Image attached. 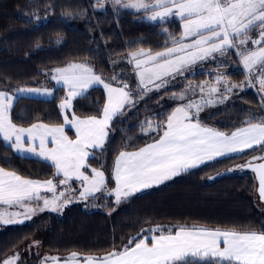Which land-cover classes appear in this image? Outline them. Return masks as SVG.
<instances>
[{
    "label": "snow or ice",
    "instance_id": "6c2138e0",
    "mask_svg": "<svg viewBox=\"0 0 264 264\" xmlns=\"http://www.w3.org/2000/svg\"><path fill=\"white\" fill-rule=\"evenodd\" d=\"M106 2L97 0V6L103 8ZM111 3L118 9L142 12L144 18L153 22L177 18L181 31L176 36L164 28L168 40L162 50L141 47L128 52L127 63L133 66L135 88L118 74L106 80L85 62H69L52 69L51 79L65 90L58 104L63 123L58 125L35 122L27 127L18 126L12 119L16 96L0 91L3 142L15 152L49 161L55 169L53 178L42 181L0 167V225L23 223L38 211H61L75 200L96 199L98 193L101 198L114 197L119 205L207 161L248 150L259 155L236 168H248L256 174L258 194L264 200V114L251 115L243 122L244 126L230 134L207 126L200 119L205 108L223 104L235 89L242 91L258 85V91L264 94V0H111ZM231 50L239 57L245 80L233 83L217 72L213 83L189 84L185 91L173 93L171 99L185 103L175 107L160 123H142L141 131L145 134L155 131L157 138L136 151L118 153L111 169L114 186L109 187L103 163L97 161L100 166L92 167L89 160H97V152L102 156L106 151L112 121L149 93L167 88L191 66L215 60L217 56L225 57ZM96 86H101L105 93L99 115L85 118L76 115L73 102L87 98L89 90ZM197 89L199 99L191 98L197 95ZM56 90L16 89L44 96H53ZM66 129L74 130V139ZM74 181L79 187H73ZM19 259V253H13L0 264H18ZM42 264H264V230L156 225L142 229L121 248L113 246L112 251L101 256L71 252L63 258L45 257Z\"/></svg>",
    "mask_w": 264,
    "mask_h": 264
},
{
    "label": "trees",
    "instance_id": "16d2710c",
    "mask_svg": "<svg viewBox=\"0 0 264 264\" xmlns=\"http://www.w3.org/2000/svg\"><path fill=\"white\" fill-rule=\"evenodd\" d=\"M164 28L178 36L180 21L170 18L154 23L142 12L118 9L111 0L103 8L97 6V0H0V91L58 89L51 99L19 98L12 110L13 121L24 127L35 122L63 123L58 104L65 90L51 79V70L69 62L88 63L106 80L125 68L122 75L134 88L129 65L124 67L119 62L129 51L141 47L162 50L168 40ZM220 58L212 64L210 60L201 62L202 66L209 64L214 72L199 70L184 74L180 80L175 78L167 88L149 93L114 119L106 151L102 156L97 152V160H89L92 167L100 166L97 161L103 163L109 187L114 186L111 169L118 153L136 151L157 138L155 131L142 132V123H160L183 103L171 99L173 93L185 91L189 84L210 81L217 72L226 73L234 82L245 79L243 69L227 70L231 65H240L236 54L225 56L226 62H220ZM230 94L229 102L218 104L211 112L208 108L201 112L202 123L230 134L244 126L251 115L264 114L262 99L253 89L233 90ZM104 102L102 87H96L87 98L73 102V111L82 118L98 116ZM255 155L259 153L249 150L220 158L119 205L114 197L101 198L98 193L96 199L75 200L61 211L48 210L23 223L0 225V261L13 253H19L18 264H41L48 255L63 258L71 252L101 256L112 251L113 246L121 248L142 229L156 225L260 232L264 230V203L257 195V182L253 173L236 168ZM0 167L39 180L53 178L55 171L50 162L18 155L2 138ZM77 185L73 183V187Z\"/></svg>",
    "mask_w": 264,
    "mask_h": 264
},
{
    "label": "rangeland",
    "instance_id": "374dc122",
    "mask_svg": "<svg viewBox=\"0 0 264 264\" xmlns=\"http://www.w3.org/2000/svg\"><path fill=\"white\" fill-rule=\"evenodd\" d=\"M134 11V10H133ZM139 13V12H138ZM149 21V20H148ZM151 22H153V21H151ZM156 22H159V21H156ZM156 22H154V23H156ZM229 54H235V50H231L230 51V53ZM218 57V56H217ZM216 57V58H217ZM226 58L225 57H221L220 58V62H226L227 60H225ZM213 62H215L214 60H210L209 61V64H212ZM209 64H206V65H201V62L200 63H197L196 65H193V66H191L184 74H192V73H197L199 70H201V71H204V70H209L210 72H214V69L209 65ZM129 70H131L132 72H134L133 71V66L132 65H129ZM228 71L229 70H231V71H241L242 70V66H240V65H231V69H227ZM224 74H226V73H224ZM216 75H217V73H215V75H213V79L210 77V81H205V82H209V83H213L214 81H215V77H216ZM180 78H182V76H177L176 77V79H179L180 80ZM133 79V78H132ZM229 81H231V82H233V83H237V84H239V83H241L242 81H244V80H242V81H238V82H234V81H232V80H230L229 78H227ZM133 81H134V83H136V77H135V73H134V79H133ZM201 83H203V82H201ZM200 84V83H199ZM134 86V88H135V85H133ZM253 89L254 91H256V93L258 94V96L262 99V100H264V94H262V93H260L259 91H258V85H255V86H252V87H245L244 89ZM244 89L241 91L240 89H235V90H237V91H239V92H243L244 91ZM198 90V89H197ZM229 96H230V98L232 97V95L231 94H228ZM191 98H194V99H199V91H197V95L195 96V97H191ZM230 98L229 99H227L225 102H229V100H230ZM183 103H185V101H183ZM218 105V104H217ZM217 105H215V106H212V107H207L208 109H209V111L211 112V111H213V110H215L216 109V106ZM207 108H205V109H207ZM205 109L203 110V111H205ZM202 111V112H203ZM202 118V116H201V113H200V119ZM249 151V150H248ZM251 159V158H250ZM48 195H50V194H48ZM13 211H18V209H12ZM45 211H48V210H45ZM45 211H43V212H45ZM40 213H42V212H37L34 216H36V215H38V214H40ZM112 213V212H111ZM33 217V216H32ZM53 255H48V257H52ZM54 256H56V255H54ZM56 257H59V256H56ZM42 264V263H41Z\"/></svg>",
    "mask_w": 264,
    "mask_h": 264
},
{
    "label": "crops",
    "instance_id": "0c3cea01",
    "mask_svg": "<svg viewBox=\"0 0 264 264\" xmlns=\"http://www.w3.org/2000/svg\"><path fill=\"white\" fill-rule=\"evenodd\" d=\"M120 64H122L124 67H125V65L128 67V65H130V64H128L127 63V57L124 59V60H121L120 62H119ZM125 69V68H124ZM124 69H122V67H121V69H120V71H118V75L119 76H121V77H123V75H122V71L121 70H123L124 71ZM128 72H130L133 76H134V72H132L131 70H129ZM56 84V83H55ZM57 87H60V88H62V89H64L62 86H60V85H56ZM96 87H101V86H96ZM96 87H94V88H96ZM91 90V89H90ZM89 90V91H90ZM10 95H14V96H16V100L14 101V106H15V104H16V102H17V100L19 99V98H21V97H26V98H36V99H51L53 96H44V95H39V94H35V93H28V92H23V93H20V92H17L16 90H14V92H8ZM14 106H13V108H14ZM13 110V109H12ZM128 110V109H127ZM69 118H71V114H69ZM114 121V120H113ZM112 121V122H113ZM66 131H67V134H68V132H71L72 133V135H70V134H68L69 135V137L70 138H75V136H74V130H67L66 129ZM109 135H110V130H109ZM0 138H2V137H0ZM108 139H109V136H108ZM50 147H51V145H49ZM18 155H20V156H23V157H28V158H34V159H38V160H42V159H40V158H38V157H35V156H32L31 154H28V153H18V152H16ZM233 154H239V153H233ZM233 154H231V155H233ZM220 158H223V157H220ZM220 158H217V159H215V160H218V159H220ZM215 160H212V161H207L206 163H204V164H202L201 166H203V165H205V164H208V163H211V162H213V161H215ZM42 161H44V160H42ZM46 162H49V161H46ZM196 169V168H195ZM191 170H194V169H190L189 171H191ZM182 174H184V173H182ZM181 174V175H182ZM180 176V175H179ZM178 177V176H177ZM174 178H176V177H174ZM173 178V179H174ZM173 179H171V180H173ZM171 180H169V181H166L164 184H162V185H159V186H156V187H153V188H151V189H147V190H143L142 192H145V191H149V190H152V189H154V188H158V187H160V186H163V185H165L166 183H168V182H170ZM43 181V180H42ZM74 184L75 183H77L78 185L77 186H75L74 188H76V187H79V183L78 182H73ZM142 192H140V193H142ZM137 194H139V193H137ZM137 194H135V195H137ZM134 195V196H135Z\"/></svg>",
    "mask_w": 264,
    "mask_h": 264
},
{
    "label": "water",
    "instance_id": "95a60500",
    "mask_svg": "<svg viewBox=\"0 0 264 264\" xmlns=\"http://www.w3.org/2000/svg\"><path fill=\"white\" fill-rule=\"evenodd\" d=\"M243 170H245V171H249V172L253 173V175H254V177H255V180H256V182H257L256 192H257V195H258V197H259V194H258V179H257V177H256V174H255L251 169H248V168H245V169H243ZM259 200H260L262 203H264V200H261L260 197H259Z\"/></svg>",
    "mask_w": 264,
    "mask_h": 264
}]
</instances>
